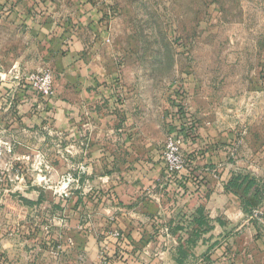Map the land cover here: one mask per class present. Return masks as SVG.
<instances>
[{
	"label": "rangeland",
	"instance_id": "obj_1",
	"mask_svg": "<svg viewBox=\"0 0 264 264\" xmlns=\"http://www.w3.org/2000/svg\"><path fill=\"white\" fill-rule=\"evenodd\" d=\"M22 1L0 0V215L11 210L17 198L24 203L21 194L28 189L43 195L38 200L41 205L32 206L41 218L36 238L42 259L89 264L99 260L98 242L103 238L78 240L75 248L71 236L63 233L71 228L65 201L71 191H82L81 176L87 171L78 149L86 127H95L91 122L87 125L86 112L92 121L91 113L97 112L86 106L90 100L102 111L103 128L121 134L118 138L137 149L138 154L121 152L114 174L134 181L136 167L124 171L132 162L128 157L138 165L150 162L171 186L164 188L166 197L178 195L162 159L169 129L178 121V107L197 119V137L203 129L232 133L233 142L221 144H230L233 151L240 142L233 156L241 147L249 157L264 152V0H52L55 17L63 13L64 24H72V13L79 11L59 12L65 2L87 3L95 15L100 13L101 19L96 15L91 22L97 25L101 20V25L94 30L83 26L86 40L78 48L79 59L66 56L69 44L61 42L65 25L59 22L50 29L56 35L35 42L38 49H26L30 36L14 20L30 15L31 4L46 0H26L23 12L12 10ZM43 69H49L53 78L48 96L38 93L27 79L29 73ZM108 104L111 111L118 109V115L111 116ZM112 136L110 143L115 141ZM120 144L124 146V141ZM182 153L192 162L188 168L196 170V156L203 153L186 145ZM256 158L259 162L261 153ZM206 165L201 171L210 168ZM102 172L107 176L113 171ZM91 188L87 184L84 190L93 203L98 196L118 203L111 183L99 190ZM262 204L264 195L255 206ZM86 218L85 223H92L89 215ZM155 222L167 225L159 218ZM80 226L75 227L77 232L83 231ZM214 241L220 238L204 234L197 247L188 244L203 258ZM132 245L134 249L124 250L122 257L121 251L115 255L111 250L108 261H148L154 253L159 256L158 251Z\"/></svg>",
	"mask_w": 264,
	"mask_h": 264
},
{
	"label": "crops",
	"instance_id": "obj_2",
	"mask_svg": "<svg viewBox=\"0 0 264 264\" xmlns=\"http://www.w3.org/2000/svg\"><path fill=\"white\" fill-rule=\"evenodd\" d=\"M25 2L26 0H23L22 5L12 6V10L23 12L26 8ZM31 2L33 3V0ZM52 4V0L33 3L30 7V15L23 13L25 15L14 20L15 23L23 24V27H26V36H30L26 49L31 51L37 48L35 42L38 43V40H45V38L47 40L54 36L55 31L53 33L50 29L59 22L65 25L61 42L69 44L66 56L81 58L78 48L86 40L83 26L86 24L94 30V26L101 25V20L97 25L94 21L91 22L96 15L97 19H101L100 13L95 15V11H91L92 8L87 3L71 5L65 2L59 5L60 8L57 9L59 12L68 8L74 10L77 8L79 11L72 13V24L70 21L64 24L61 20L63 13L55 17L56 11ZM9 20L12 21V19ZM73 23L78 24L73 27ZM54 29L61 32L60 27ZM46 48L49 52L50 44L47 43ZM95 103L90 100L86 105L88 108L93 106L92 110L97 111L94 114L91 113L95 116L93 121L88 116L89 112H86L87 125L91 122L95 127L93 129L86 127L85 133L81 135L83 145L78 149L84 156L83 164L87 170L81 176L83 189L76 194L71 191L65 201L68 202L67 212L71 215V228L63 233L64 236H71L75 248L80 244L78 240L82 241L90 237L103 238L98 242L100 246L104 244L112 246L116 242L112 232L119 231L131 238L135 248L143 246L144 249L158 251L159 256L152 252L154 256H151L152 259L149 258L148 261L116 262V264H264V220L253 212L256 208L264 210V204L255 206L261 202L264 195L263 151H259L262 155L259 162L255 161L259 153L252 156L253 158L249 157L245 147H241L233 156L234 152L231 151L230 144L236 137L232 133L219 135L214 131L203 129L198 137V143L188 148H191L193 152L197 150V154L203 153L201 156H196V159L198 158L196 165L199 166L194 170L195 174L201 171V166L205 163L209 165L207 167H210L208 170H203L207 187L189 182L187 187L185 186V192L182 193L180 189L184 187L182 184L184 181L178 179L174 184L178 195H175V198L170 195L166 197L163 194L164 188L171 186L163 180L162 172L158 167L155 166L154 169L150 162H141L144 165H138L131 157H128V160L132 162L125 165L128 167L124 166V171H128L129 167L134 165L136 167L134 181L131 179L128 182L114 174V170L120 167L121 152L136 154L137 149L135 146L130 147L128 141L120 138L121 134L116 132L113 134V131L103 128L102 111L95 106ZM117 106L122 105L117 104ZM109 107L108 104L112 117L118 115V109L114 108L115 111H111ZM108 136H112L115 141L110 143ZM225 140L231 143L222 145L221 143ZM120 141H124V146L120 144ZM201 157L205 161H201ZM103 170L113 172L104 176ZM237 172L246 173L254 178L255 187L259 193L258 198H253L252 193L240 198L227 190L226 184ZM121 174L124 175L123 172ZM109 183L115 191L118 203L104 196H98L93 203L89 192L85 193L84 187L87 184L92 187L91 189L99 190L104 184ZM155 192L157 194H154ZM41 195L28 189L21 194L24 203L17 198L11 205L13 208L7 209L0 215V264H89V261H56L51 257L45 261L41 258L42 248L38 245L36 238L37 226L41 218L32 211V206L41 205L38 202L42 200L43 195L42 197ZM69 202L72 204L69 205ZM86 215L91 217L92 223H85ZM158 218L167 222L165 226L168 228V234L163 231V226L161 228V225L156 224L155 221ZM79 225L84 229L77 232L75 227ZM189 234L198 236L188 238ZM204 234L210 237L214 235L220 238V241L211 243L201 258L200 253L195 255L188 243L197 247L198 240ZM60 237L63 239V234ZM181 243L185 246H180ZM54 250L57 251V247ZM169 256L171 261L168 260ZM96 263L97 261L93 264Z\"/></svg>",
	"mask_w": 264,
	"mask_h": 264
},
{
	"label": "trees",
	"instance_id": "obj_3",
	"mask_svg": "<svg viewBox=\"0 0 264 264\" xmlns=\"http://www.w3.org/2000/svg\"><path fill=\"white\" fill-rule=\"evenodd\" d=\"M176 112H177L178 121L176 123L174 122V124L170 127L169 130H171L172 133H175L176 135L181 137L183 146L186 145L188 147L190 145L198 143L197 132L199 130V125L197 119L192 114L187 113L185 110L183 111V108L181 107H178V110H176ZM194 170L195 169L193 168H186L182 171L172 174H168L166 172L165 173L168 175L169 181L172 180L173 182L176 183L178 179H182L184 181V183H182L184 184V187L182 186V188L180 189L181 192L183 193V191L185 192V188L187 187V184L189 182H193L197 186L202 184V186L207 187L204 171H199L198 174H195ZM226 187L229 192L238 195L240 198H244V196H247L250 193H252L253 198H258L259 195L258 189H256L255 187L254 178L250 177V175L248 174H244V175L241 173L234 174L226 184ZM121 233L123 234L124 239L119 240L116 244H114L112 246V251H116L114 253L115 255L117 254V251H121V257H122L124 250H129L128 248L133 250L134 247L133 248L131 247L133 246L131 238H129L123 232ZM192 236H198V235L189 234L188 238H191ZM180 246L183 247L185 245L181 243ZM109 255L110 254H108V256ZM108 256L107 259L109 258ZM116 262H127V261H110L108 264H112V263L116 264Z\"/></svg>",
	"mask_w": 264,
	"mask_h": 264
},
{
	"label": "built area",
	"instance_id": "obj_4",
	"mask_svg": "<svg viewBox=\"0 0 264 264\" xmlns=\"http://www.w3.org/2000/svg\"><path fill=\"white\" fill-rule=\"evenodd\" d=\"M27 79L31 81V83L33 84V88L38 93L44 96H48L52 93L53 78L49 69H43L37 72L29 73ZM239 144L240 142L235 143L232 152H234L238 148ZM182 147L183 143L181 137L176 135L175 133L169 134V137H167L164 142L162 151V159L164 162L166 173H176L192 165V162L184 157L182 153ZM205 170H208V168H205ZM253 212L256 216H259L264 220V210H262L261 208H256L253 210ZM163 231L168 234V228L166 226L164 227ZM112 236L116 238V242L114 244H116L119 240L124 239L123 234L119 231H113ZM112 246H110L109 244L100 246V252L98 256L99 260L96 264H108L110 262L108 261L107 256L112 250Z\"/></svg>",
	"mask_w": 264,
	"mask_h": 264
}]
</instances>
